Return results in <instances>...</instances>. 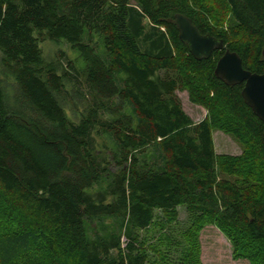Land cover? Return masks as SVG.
Wrapping results in <instances>:
<instances>
[{
	"label": "trees",
	"instance_id": "16d2710c",
	"mask_svg": "<svg viewBox=\"0 0 264 264\" xmlns=\"http://www.w3.org/2000/svg\"><path fill=\"white\" fill-rule=\"evenodd\" d=\"M224 2L256 60L189 0H0V264H146L138 231L157 209L177 219L180 205L217 224L237 257L264 264V199L249 187L264 178V122L244 84L215 75L225 49L196 59L174 23L189 16L263 73L264 0ZM46 41L73 57H46ZM178 54L191 98L204 95L252 151L220 160L212 119L192 125L173 95L184 81L161 74ZM217 162L248 177H220Z\"/></svg>",
	"mask_w": 264,
	"mask_h": 264
},
{
	"label": "rangeland",
	"instance_id": "374dc122",
	"mask_svg": "<svg viewBox=\"0 0 264 264\" xmlns=\"http://www.w3.org/2000/svg\"><path fill=\"white\" fill-rule=\"evenodd\" d=\"M189 1L197 10L203 8L209 10L211 24L218 31L228 33L233 43L242 45L246 41L250 42L253 46V58L257 59L258 53L254 47L256 45L254 38L246 29L238 25L224 0ZM61 48L69 57H73V52L67 44L52 41L44 43L45 56L54 57ZM172 66L171 69L162 71L161 74L165 77H178L179 81H184H180V85L173 95L191 117L192 125L206 117L212 119V132L218 159L221 160L226 156H244L247 151H252L250 143L253 142L248 138H240L238 132L233 129L234 126L227 127L225 124L228 123L221 122L217 118L215 107L204 95V98L202 97L203 99L198 101L191 98L195 88L192 81L188 79L190 75L187 65L179 54L173 60ZM256 150L257 148L253 153L256 154ZM258 158L261 159V157ZM229 163L226 166L230 169L225 168V164L221 169L217 162L216 172L220 177L231 179L239 184L244 183L249 173L246 174L247 171L244 168H241L240 171L239 169L233 171L235 166ZM249 178H251L249 179L250 191H253L255 195V191H260L261 193L258 195L264 199V178L262 181L256 180L255 177ZM178 212V218L172 220L161 209H157L156 219L152 225L148 229L138 231L143 248L147 253L146 264H252L246 256L237 257L235 247L229 237L217 224L210 222L207 218H201L202 220L199 222L201 216L190 211L185 205L178 206ZM122 240L125 244L126 239L123 237Z\"/></svg>",
	"mask_w": 264,
	"mask_h": 264
},
{
	"label": "water",
	"instance_id": "95a60500",
	"mask_svg": "<svg viewBox=\"0 0 264 264\" xmlns=\"http://www.w3.org/2000/svg\"><path fill=\"white\" fill-rule=\"evenodd\" d=\"M174 23L178 27L180 39L187 44L196 59L209 58L214 50L225 49L217 61L215 75L227 85L244 84L242 96L245 103L264 122V72L258 73L245 68L242 57L225 48L222 38L202 33L189 16L177 13Z\"/></svg>",
	"mask_w": 264,
	"mask_h": 264
}]
</instances>
